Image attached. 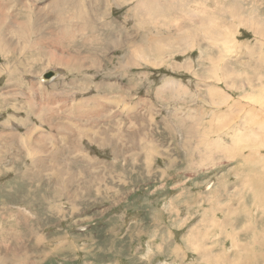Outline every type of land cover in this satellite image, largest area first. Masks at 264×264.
<instances>
[{"label":"rangeland","instance_id":"374dc122","mask_svg":"<svg viewBox=\"0 0 264 264\" xmlns=\"http://www.w3.org/2000/svg\"><path fill=\"white\" fill-rule=\"evenodd\" d=\"M16 14L0 264H264V0H0Z\"/></svg>","mask_w":264,"mask_h":264},{"label":"bare ground","instance_id":"6f19581e","mask_svg":"<svg viewBox=\"0 0 264 264\" xmlns=\"http://www.w3.org/2000/svg\"><path fill=\"white\" fill-rule=\"evenodd\" d=\"M2 11V10H1ZM2 15V14H1ZM89 27L88 26H86L85 25V29H88ZM257 28H258V26H257ZM78 29H80V32H81V28L80 27H78ZM195 29V28H194ZM259 29H260V27H259ZM64 30H68L67 28H65ZM93 30V29H92ZM92 30H91V32H92ZM83 31V30H82ZM89 31H90V29H89ZM255 31H257L256 29H255ZM263 32H264V30H262ZM258 32V31H257ZM260 32H261V29H260ZM93 33V32H92ZM8 34H13L14 36H19V37H17L18 39H22V38H27L28 37V35H30L31 34V20H30V18H29V16L28 15H24V17L20 20L19 18H18V14H16V15H14L13 17H11V18H9V20L8 21H5V20H3L2 18H0V39H2L3 41H5L6 42V39H5V36H7ZM67 34H70V32H67V33H64V32H60V36L62 37V38H66V36H68ZM128 34V33H127ZM128 37V36H127ZM23 40V39H22ZM24 40H26V45H23V44H21L20 46H17V41H16V43L12 46V49H13V52H16L17 54H19L20 56H22L21 58H20V60L19 61H26L25 63H21L20 64V67L21 68H23V67H26V66H24V65H27L28 64V58H29V56L30 55H28L31 51L29 50V51H25V47H27V46H29V44L31 43L30 41L29 42H27V39H24ZM30 40V39H29ZM48 45H50V43L49 42H46ZM0 45H2V46H5L6 47V45L5 44H3V43H1L0 42ZM31 47V46H30ZM144 48V47H143ZM139 49H141L142 50V46H139L138 47V52H140L141 50H139ZM4 52V51H3ZM32 53V52H31ZM31 59V58H30ZM210 60V59H209ZM221 60V59H220ZM239 73V72H238ZM240 74V73H239ZM220 75V74H219ZM235 76V75H234ZM202 77V76H201ZM39 80H41L42 78L41 77H39L38 78ZM217 81V80H216ZM213 82V81H212ZM252 94V93H251ZM250 94V95H251ZM259 95V94H258ZM255 96V95H254ZM229 96L227 95L226 96V98H228ZM248 99H252L251 100V102H255V100H254V98H248ZM256 99V98H255ZM250 102V103H251ZM259 103V102H258ZM256 105V104H255ZM239 106V105H238ZM237 106V107H238ZM255 109V108H254ZM228 120V119H227ZM262 129H264V128H262ZM243 135H244V133H238L237 134V136H236V139H237V141L235 142V146H236V144L237 145H239L240 144V142L242 141V138H243ZM242 137V138H241ZM246 137V136H245ZM251 139V137H248V138H246V139H244L243 140V142H248L249 143V146H254V143L252 142V140H250ZM246 142V143H247ZM245 144V143H244ZM234 146V147H235ZM233 147V148H234ZM243 147V146H242ZM237 148V147H236ZM239 149V148H238ZM251 150V149H250ZM240 152H241V149H240ZM251 152V151H250ZM239 153V152H238ZM246 154V153H245ZM250 155V154H249ZM244 157L245 158H247L246 160H252L250 157H255V154H252L251 156H248V155H246V156H244V155H242V158L244 159ZM259 158V157H258ZM263 159V158H262ZM256 162H257V160H256ZM249 163V162H248ZM253 165H254V167H255V163H253V162H251ZM258 164H261V163H258ZM263 165V164H262ZM261 165V166H262ZM259 167V166H258ZM264 167V166H263ZM261 169V168H260ZM251 170H253V169H249L248 168V171L249 172H251ZM263 170V169H262ZM264 171V170H263ZM260 172V171H259ZM256 173H258V172H256ZM249 177V179H250V182H249V186H250V190L252 191V192H255V193H257L256 195H258V198H256L257 200L259 199H261V197H260V187H258V186H256V185H254L256 182H257V180L258 179H256V181H253V179H251V178H253V176H251V175H249L248 176ZM259 181V180H258ZM261 183H257L258 185H260V186H262V187H264V179L262 180V181H260ZM209 184H207L206 185V187H209L208 186ZM262 189V188H261ZM264 189V188H263ZM67 194V193H66ZM121 200V199H120ZM262 200H264V195L262 196ZM215 221V220H214ZM217 222V221H216ZM195 231V230H194ZM231 238V237H230ZM263 238V237H262ZM235 241H233V245L234 246H237L238 244H239V242H238V240H236V239H234ZM261 240H264V238L263 239H261ZM261 240H257L259 243H263V242H261ZM251 242H254V240H251ZM183 245V244H182ZM243 247H246V246H244L243 245ZM194 248H197V246H194ZM184 249V248H183ZM188 250V249H187ZM5 258H6V255H5ZM150 258V257H149ZM12 262H15V261H12ZM11 262V263H12ZM2 263V262H1ZM16 263V262H15ZM28 263V262H27ZM208 264H213V263H215V260L213 259V261H208L207 262ZM3 264V263H2ZM12 264H14V263H12ZM21 264V263H20ZM29 264V263H28Z\"/></svg>","mask_w":264,"mask_h":264},{"label":"crops","instance_id":"0c3cea01","mask_svg":"<svg viewBox=\"0 0 264 264\" xmlns=\"http://www.w3.org/2000/svg\"><path fill=\"white\" fill-rule=\"evenodd\" d=\"M238 193H239V191H237ZM221 198H223V197H221ZM232 199H233V196L231 197ZM230 209H232V208H230ZM206 217H207V214L205 215ZM247 228H249V229H253V227H243V230H245V229H247ZM239 242V241H238ZM250 243H252V242H250ZM193 246H195V245H193ZM215 260V259H214Z\"/></svg>","mask_w":264,"mask_h":264},{"label":"water","instance_id":"95a60500","mask_svg":"<svg viewBox=\"0 0 264 264\" xmlns=\"http://www.w3.org/2000/svg\"><path fill=\"white\" fill-rule=\"evenodd\" d=\"M52 74H48V75H46L45 77H50Z\"/></svg>","mask_w":264,"mask_h":264}]
</instances>
